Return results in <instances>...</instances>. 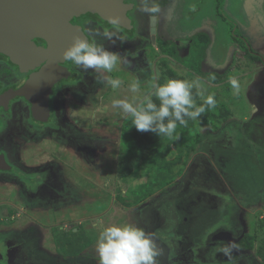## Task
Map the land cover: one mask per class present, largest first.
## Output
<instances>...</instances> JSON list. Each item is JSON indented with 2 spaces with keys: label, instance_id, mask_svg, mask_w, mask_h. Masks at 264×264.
I'll return each mask as SVG.
<instances>
[{
  "label": "rangeland",
  "instance_id": "rangeland-1",
  "mask_svg": "<svg viewBox=\"0 0 264 264\" xmlns=\"http://www.w3.org/2000/svg\"><path fill=\"white\" fill-rule=\"evenodd\" d=\"M134 1L145 45L127 54L130 64L118 63L111 73L89 69L85 91L72 89L67 112L79 136L67 147L78 148L71 162L49 159L35 171L27 161L34 149L26 148L14 126L0 132L7 134L0 137L7 163L38 184L30 202L20 196L13 173H0V219L15 216L0 227V262L12 247L11 264H99L102 228L131 223L153 235L158 264H263L256 251L264 245V0H224V24L206 0L193 21L185 16L188 0H158L154 44L146 38L149 16ZM231 34L243 36L262 61ZM117 44L107 49L124 56ZM170 73L198 78L216 106L206 107L204 118L178 123L170 137L153 133L146 159L122 175L121 160L138 151L135 139L152 132L138 131L134 118L112 101L136 96L139 102ZM105 77L122 85L113 89ZM136 79L140 91L132 93ZM195 101L201 106L204 98ZM50 144L54 154L66 148L56 139ZM246 237L252 249L240 251L238 243L251 248ZM230 241L236 244L231 261L217 251Z\"/></svg>",
  "mask_w": 264,
  "mask_h": 264
},
{
  "label": "flooded vegetation",
  "instance_id": "flooded-vegetation-1",
  "mask_svg": "<svg viewBox=\"0 0 264 264\" xmlns=\"http://www.w3.org/2000/svg\"><path fill=\"white\" fill-rule=\"evenodd\" d=\"M206 1L211 4L213 15L216 16L215 0ZM123 2L131 5V8L126 12V16L131 22L129 30L109 24L95 14L73 16L69 20V24L79 27L85 37H95L96 41L105 45L106 48L117 42L119 51L123 55L138 52L145 45V41L139 25L135 21L136 3L134 0H123ZM204 3H206L205 0H188V7L185 13L187 20L193 21ZM150 28L151 19L148 17L146 38H148L150 44H154L158 30L157 16L155 18L154 41L151 38ZM105 32L111 36L110 40L105 38ZM32 41L37 47L46 48V42L43 39L34 38ZM45 68L51 69L53 72H50L47 77L38 78L39 73ZM79 69L83 70L65 59L63 61L44 60L32 68L25 69L0 54V96L8 91L24 92V94L14 96L4 104H0V132L4 128L8 129L10 126H14L16 134L18 133L17 136L19 135V139L25 143L26 148L34 149L31 151L33 152L32 156L27 161L32 163L35 158L41 159V163L34 167L35 171L40 170L49 159H51L52 163H56V159L66 162V156L69 153L67 147L72 146L71 142L76 139L75 137L79 136V128L75 123L71 122L69 116L72 109L69 99L72 94H75L72 89L79 86L80 91H85L83 88L87 87L84 75H87L89 70H84L85 73H83ZM32 80L33 83L30 85ZM103 84L101 82L102 88L104 87ZM44 107H46L45 112L42 111ZM33 108L36 111L35 114L33 113ZM67 110H69V114ZM35 116L45 120L39 121L35 119ZM1 134L3 135L1 136ZM4 135L7 136L6 133H0V137ZM51 139L61 141L66 148L62 152L54 154V151L51 150ZM72 148H75L76 151L78 150L77 146ZM3 154L0 153L3 157L5 156L4 160L9 166V170H0V173H13L17 179L15 186L18 188L20 196L23 199L25 198L24 200H28V195L30 196L28 201L32 202L36 195L35 192L38 190V187H36L38 186L37 182L30 177L29 173H19L14 170L7 163L6 155ZM29 187L31 191L28 192L27 188ZM14 220L15 216L13 215L6 219H0V227L8 226V222ZM12 249V247L5 249L4 257L0 264H6V261L11 264L7 257H10ZM16 249H20V247H16Z\"/></svg>",
  "mask_w": 264,
  "mask_h": 264
},
{
  "label": "clouds",
  "instance_id": "clouds-1",
  "mask_svg": "<svg viewBox=\"0 0 264 264\" xmlns=\"http://www.w3.org/2000/svg\"><path fill=\"white\" fill-rule=\"evenodd\" d=\"M140 11L147 14L150 19H155L160 12L158 0H140ZM105 38L111 36L105 32ZM63 58L71 61L78 68L87 71L111 73L118 63L131 62L127 54L121 56L117 52L108 50L96 41L95 37H76L72 44L64 51ZM106 84L113 89L121 86V80L105 77ZM139 80H133L129 86L132 93H138ZM235 94L239 93L240 86L236 79L230 80ZM154 92L144 96L138 101L134 96L131 101L114 99L112 107L120 109L125 114H130L134 127L140 132H152L157 136H172L177 124L187 125V119L197 120L207 108H215L214 95L205 98V86L198 79H166L163 84H153ZM195 95L204 98V103L197 106ZM153 95L159 104L153 102ZM187 118V119H186ZM236 244L228 242L217 249L232 259V251ZM96 253L99 264H158L157 257L161 254L156 241L151 233L131 223L123 225L111 224L103 227L96 242Z\"/></svg>",
  "mask_w": 264,
  "mask_h": 264
},
{
  "label": "water",
  "instance_id": "water-1",
  "mask_svg": "<svg viewBox=\"0 0 264 264\" xmlns=\"http://www.w3.org/2000/svg\"><path fill=\"white\" fill-rule=\"evenodd\" d=\"M130 8L123 0H0V54L25 69L44 60L63 61V53L73 40L85 37L79 27L69 24L73 16L95 14L109 24L129 30L131 22L126 12ZM150 33L154 41L155 19H151ZM34 38L43 39L46 48L37 47ZM50 72L53 70L45 68L38 78L47 77ZM22 94L23 91H8L0 96V104ZM35 119L45 120L36 116ZM0 170H9L2 155Z\"/></svg>",
  "mask_w": 264,
  "mask_h": 264
},
{
  "label": "trees",
  "instance_id": "trees-1",
  "mask_svg": "<svg viewBox=\"0 0 264 264\" xmlns=\"http://www.w3.org/2000/svg\"><path fill=\"white\" fill-rule=\"evenodd\" d=\"M223 4H224V0H215V14L216 17L219 19V21L224 24L225 21L222 19V15H221V10L223 8ZM230 31V30H229ZM228 37L237 45H241L243 46L245 53L249 54L252 58L258 60V61H262L261 56L257 55L256 53H254L250 47V45L247 43V40L243 37V36H237L235 34H231L228 35ZM169 77L171 79H183L181 77H178L172 73H170ZM193 94H194V98L196 97L195 95V90H193ZM153 102L159 104L157 101L153 100ZM208 109V108H207ZM209 110V109H208ZM205 115H201V118H204ZM187 119V118H186ZM152 134L151 135H141V137L135 139V147L137 148V153L132 154L129 157H125L124 159L121 160L120 164H119V170L120 173L122 175L125 174H129L131 173L132 167L139 161L141 160H145L146 159V155L144 153V150H146L148 148V146L153 145V139H152ZM251 243V248L247 247V246H243L242 243H238L239 245H237V248L242 251V250H247L250 251L252 249V240L247 241V237L245 240V243ZM259 249H257L256 253L257 255L261 258L262 263L264 264V245L262 247H258Z\"/></svg>",
  "mask_w": 264,
  "mask_h": 264
},
{
  "label": "crops",
  "instance_id": "crops-1",
  "mask_svg": "<svg viewBox=\"0 0 264 264\" xmlns=\"http://www.w3.org/2000/svg\"><path fill=\"white\" fill-rule=\"evenodd\" d=\"M260 3L263 4V0H260ZM263 59V58H262ZM263 63H264V59H263ZM252 86V85H251ZM74 150L75 148H73V150H69V153L68 155L66 156V160L67 162H71L73 160V157H75V154H74ZM41 163V159L40 158H35L33 159L32 161V164L33 166H36L37 164Z\"/></svg>",
  "mask_w": 264,
  "mask_h": 264
}]
</instances>
